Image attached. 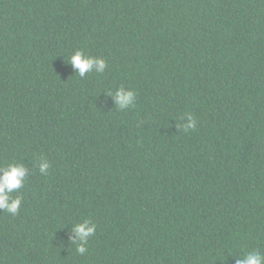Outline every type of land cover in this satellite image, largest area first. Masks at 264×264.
Wrapping results in <instances>:
<instances>
[{
	"label": "trees",
	"instance_id": "obj_1",
	"mask_svg": "<svg viewBox=\"0 0 264 264\" xmlns=\"http://www.w3.org/2000/svg\"><path fill=\"white\" fill-rule=\"evenodd\" d=\"M77 49L105 70L80 77ZM119 87L134 107L108 96ZM13 162L29 176L18 214L0 210V264L264 254V0H0V165ZM83 219L97 227L79 254Z\"/></svg>",
	"mask_w": 264,
	"mask_h": 264
},
{
	"label": "clouds",
	"instance_id": "obj_2",
	"mask_svg": "<svg viewBox=\"0 0 264 264\" xmlns=\"http://www.w3.org/2000/svg\"><path fill=\"white\" fill-rule=\"evenodd\" d=\"M69 63L80 77H84L92 71L102 73L107 67V63L103 58L85 55L84 51L80 49L73 52ZM108 96L113 97L116 106L120 110L134 107L136 93L131 89L119 87L115 93L109 92ZM183 119L184 123L180 127L185 132L196 128L197 121L190 113H186ZM49 168V160L41 158L38 163L39 172L46 176ZM28 176V167L22 162L0 165V210L6 211L12 216L18 214L22 197L21 195L14 196L13 193H18L24 186ZM72 225L74 235H69V240L76 245L77 253L84 254L87 252L89 238L95 235L97 226L90 219H83ZM240 257L236 259L235 264H264V254L257 251H249Z\"/></svg>",
	"mask_w": 264,
	"mask_h": 264
}]
</instances>
